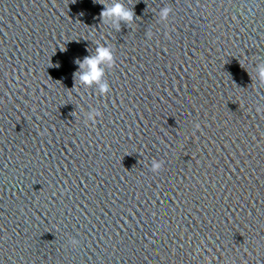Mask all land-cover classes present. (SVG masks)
<instances>
[{"label": "water", "instance_id": "1", "mask_svg": "<svg viewBox=\"0 0 264 264\" xmlns=\"http://www.w3.org/2000/svg\"><path fill=\"white\" fill-rule=\"evenodd\" d=\"M261 67L264 0H0V264H264Z\"/></svg>", "mask_w": 264, "mask_h": 264}, {"label": "clouds", "instance_id": "2", "mask_svg": "<svg viewBox=\"0 0 264 264\" xmlns=\"http://www.w3.org/2000/svg\"><path fill=\"white\" fill-rule=\"evenodd\" d=\"M168 9L165 8L162 10V15H167ZM101 17L105 16H116L120 19L124 20H131L132 18V12L130 10H126L123 5L117 3L114 4L111 8H108L107 6L101 11L100 13ZM109 61L111 62V52L106 47H97V53L95 56H89L85 57L83 61H81V67L84 65L88 66V71L83 72L80 75V79L87 84L92 83L93 81H99V78L103 74V70L99 67V64L103 61ZM260 77L262 80H264V67L260 68ZM106 85H101V91L106 90ZM159 167L158 164H154L153 168Z\"/></svg>", "mask_w": 264, "mask_h": 264}]
</instances>
